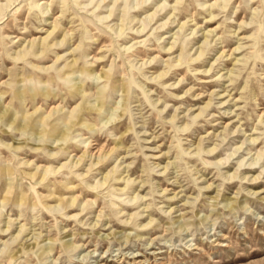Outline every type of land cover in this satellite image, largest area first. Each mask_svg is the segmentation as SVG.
Segmentation results:
<instances>
[{
	"label": "rangeland",
	"instance_id": "obj_1",
	"mask_svg": "<svg viewBox=\"0 0 264 264\" xmlns=\"http://www.w3.org/2000/svg\"><path fill=\"white\" fill-rule=\"evenodd\" d=\"M0 264H264V0H0Z\"/></svg>",
	"mask_w": 264,
	"mask_h": 264
}]
</instances>
